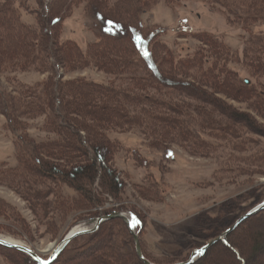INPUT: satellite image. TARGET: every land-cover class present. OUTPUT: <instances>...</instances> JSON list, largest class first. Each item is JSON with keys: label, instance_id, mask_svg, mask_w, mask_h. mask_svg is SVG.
Masks as SVG:
<instances>
[{"label": "rangeland", "instance_id": "374dc122", "mask_svg": "<svg viewBox=\"0 0 264 264\" xmlns=\"http://www.w3.org/2000/svg\"><path fill=\"white\" fill-rule=\"evenodd\" d=\"M4 1L0 0V7L4 5ZM119 1H100L103 5L102 11L110 16L107 12L110 4L117 5ZM207 1L176 0L169 4L166 0H157L148 5L149 10L139 20L144 28L162 29L163 33L160 32L158 35V42L167 46L172 58L178 62L195 57L200 61V56H211L210 47L197 38L199 34H205L224 43L230 49L229 58L222 59L226 71L230 72L228 78L236 79L239 83L251 81L254 88L264 93V74L255 76L252 64L248 60L251 47L259 49L263 54L264 45L254 46L249 43V39L256 41L264 38V21L258 22L247 31L243 28L244 23L242 25L241 21L239 24L237 21L231 22L228 20L230 16L228 11L218 5L210 7ZM76 4L67 10L57 12L60 18H64L62 24L58 26L51 25L46 16L37 19V14L41 13L37 0H30L26 9L20 6L21 9L18 10L21 23L27 27L38 29L42 35L46 31L52 35L56 32L59 44L74 42L84 53L80 55L77 52L78 60L81 59L84 64L82 66L73 64L71 68L66 66L60 69L51 54L40 49V54L49 56L45 64L50 72L42 68L44 62L31 65L23 63L21 59L12 60L9 66L4 65L0 69V237L20 241L42 259L48 260L52 251L72 229L90 228L91 223L100 217L122 214L132 219L144 256L155 264L182 263L187 257V260L190 258L193 251L221 238L240 218L264 201V158H260L264 156V110L258 107L256 98L250 94L234 91L233 95L230 94L232 98L228 99L225 95L228 91L226 88L219 90V94L208 81L198 84V78L194 80L186 75H167L165 77L169 80L167 85L163 87L155 85L151 90L152 95L175 104L181 113H171L163 108H157V112L161 116L179 119L181 123L184 120L188 121L194 134L190 133L191 137L189 140L187 137L186 140L179 131L180 122L162 126L166 127L164 129L170 136L167 143L161 144H155L148 136L145 137L143 128L112 131L110 137L119 145L114 163L122 181V198L111 197L98 180L94 185V193L104 199V202L94 210L99 212V215L89 220L88 215H85L87 211L69 212L65 215L66 219L62 220L53 209L54 204L57 199L72 203L73 199L78 197L73 189L58 180L38 175L33 167L39 169L40 166L33 156L26 159L32 172L27 178L13 179L11 176L13 171L21 169L20 158L25 157L22 143L28 145L30 141L47 145L56 141L58 136L46 131V123L50 117H55L60 124L64 123L56 104L58 96L53 95L56 103L49 105L51 94L50 96L45 94L44 85L50 84L52 92L56 93L57 88L64 83L93 80L114 85L119 79L97 67L98 64L91 58L98 48L90 45L100 42L99 34L96 32L100 20L89 11L92 2L79 0ZM53 5V0H46L45 7L48 6L56 12ZM17 6L19 7V3ZM237 6L238 11L244 10L240 3ZM3 27L7 29L5 25ZM51 38L47 41L50 47L53 45ZM118 42L125 43L126 52L116 48L112 54L126 58L131 56L127 38L108 40V44H113L114 47H117ZM152 43L154 45V40ZM157 51L159 57L165 53L163 48H158ZM205 62L207 64V59ZM194 67L195 63L192 68ZM163 68L166 69V65ZM189 86L214 94L215 99H206L204 103L215 113L214 123L219 121L231 126L239 133L238 136L221 138L216 131L218 128L208 126L207 129L199 125L201 119L205 123L207 120L196 108L200 103L199 96L190 94L192 92ZM31 90L32 92L35 90L38 97L39 95L43 97L49 109L43 116L19 120V123H23L25 131L18 140L16 135L20 133L16 128H12L15 124L10 111L13 104L11 98L21 99L23 98L21 93ZM217 100L220 102H216ZM27 101L34 102L32 98ZM145 122V125L152 128L150 134L155 130L159 133L160 129H155L149 121ZM250 122L253 128L248 126ZM157 128L160 127L157 125ZM227 133L230 134V130ZM66 135V132L61 133V136ZM81 135L85 136V133L82 132ZM197 138L201 143H198ZM57 147H60V144H56ZM56 150L59 151V148ZM253 158H256V163ZM44 159L51 163L56 162ZM81 164L83 165L82 162ZM260 200L262 202L259 203ZM46 201L53 208L50 207V213L46 211L45 214ZM133 212L140 214L143 221H138ZM58 215L63 217L62 214ZM115 220L124 222L118 218L111 219L103 225L100 233L95 235L94 239L96 241L98 239L99 242H94L95 248L91 251L92 261L103 257L109 264L115 261L119 263V258L125 257V253L124 249H114L117 247L115 242L125 241L128 249L130 247L135 249L131 232L128 233L126 230L125 233L120 230L121 226L113 222ZM251 225L243 230L241 236L249 239L259 232L252 229ZM207 230L211 234L207 233ZM83 241L85 240L76 241L72 248H77L84 243ZM220 242H216L207 250L208 254L203 264H235L236 259L232 252L220 246ZM94 262L92 264H95ZM0 264L31 263L26 262L24 257L14 251L0 249Z\"/></svg>", "mask_w": 264, "mask_h": 264}, {"label": "trees", "instance_id": "16d2710c", "mask_svg": "<svg viewBox=\"0 0 264 264\" xmlns=\"http://www.w3.org/2000/svg\"><path fill=\"white\" fill-rule=\"evenodd\" d=\"M77 1L79 0H53L54 5L52 7L57 10L55 12L52 11V8L45 7L46 0H37L38 9L41 11V13L37 14V19L46 16L51 25H61L64 18H60L57 12L67 10L71 5H77ZM83 1L92 2V8L89 10L90 14L95 15L100 20L96 31L99 34L100 42L90 45L98 48V51L91 58L98 64L97 67L106 71L108 75L117 76L119 79L114 82L116 83L114 85H107L93 80L64 83L57 88L56 93L52 92L50 84L44 85L45 94L49 96L51 94L49 105H55L56 102L53 95L58 96L56 104H58L60 109V115L64 118V123L60 124L55 117H50L46 123V131L58 136L56 141L54 140L47 145L30 141L28 145L22 143L25 157L20 158L21 169L13 171L12 176L10 175L13 179L19 178L22 180L27 178L32 172L26 159L33 156L40 166L39 169L33 167L38 175L58 180V182L73 189L78 197L73 199L72 203L57 199L53 208L48 201L45 202L44 213L46 211L50 213L49 208L52 207L56 210V213L63 215L61 217L57 214L62 220L66 219L65 215L69 212L80 213L87 211L85 215H88L87 219L89 220H93L99 215V212H94V210L104 202V199L101 196L97 197L94 193V185L98 180L101 181L102 186L109 192L111 197L114 199L122 198V181L114 163L116 153L119 151V145L111 139L110 133L112 131H129L135 128H143L145 137L148 136L155 144H161L167 143L170 136L169 132L164 129L166 127L162 126L180 122L179 131L183 133L186 140L187 137L188 140L191 137L190 133L194 134L193 128L191 130L188 121L184 120L181 123L179 119L161 116L157 112V108H163L171 113H181L175 104L173 105L167 100H162L152 95L151 90L155 85L158 86L159 84L161 87L167 85L169 81L165 78L167 75H186L194 80L198 78V84L208 81L219 94V90L226 88L228 91H226L225 95L228 99L232 98L230 94L233 95L234 91L245 95L250 94L256 98L258 107L264 110V93H260L254 88L251 81L245 80L239 83L236 79L228 78L230 72L226 71L222 59L229 58L230 49L224 43L218 42L205 34H199L197 38L210 47V52L212 53L210 57L200 56V61H197L195 57L179 62L172 58L173 56L169 52L168 47L158 42V35L160 32L163 33L162 29L144 28L141 20H139L149 10L148 5L157 0H120L119 4H110V9H106L110 16H107L102 11L103 5L100 4V1L103 0ZM174 1L176 0H166L169 4H173ZM4 2V5L0 7V69L4 65L9 66L13 62L12 60L21 59L23 63L31 65L44 62V64L42 63V68L44 71L50 72V69L45 64V60L49 59V56L46 57V55L40 54V49L42 52H49L52 59L55 60L56 66L60 69L66 66L71 68L73 64H79L80 66L84 64L81 59L80 61L78 60L77 52L80 55L84 53L74 42L59 44L56 32L52 35L51 32L46 31L42 35L38 29L29 28L26 24L21 23L18 10L21 7L26 9L30 0H5ZM17 3H19V7H16ZM207 3L210 7L218 5L228 11V15H230L228 20L231 22L237 21V24L241 21L242 25L244 23L243 28L247 31H250L258 22L264 21V0H208ZM237 3H240V6L244 9L242 12L237 10ZM230 18L233 19L231 20ZM3 24L7 27L6 30ZM50 37H52L51 41H53L51 47L47 43ZM121 38L125 40L127 38L130 43V47H128L131 49V52L129 51L131 56L127 58L112 54L116 48L119 51H125V43L118 42L117 47H114L113 44H108L110 39L120 40ZM153 40L154 45L152 43ZM249 43L254 46H263L264 38L261 40L256 39V41H250L249 39ZM158 48L164 49L165 53L163 56H158ZM263 51L264 46L262 49L263 54L257 48L251 47L250 49L248 60L252 64L255 76L264 74ZM87 55L88 52L85 53V58H87ZM205 59H207V64ZM214 59L216 60L215 62ZM194 63L195 67L192 68ZM164 65H166V69L163 68ZM218 65H222V67ZM215 66H217L216 69ZM220 73L222 76H225V74L226 76L222 77ZM229 80H231V83H229ZM189 90L192 92L190 94L194 93L199 96L200 103H198L196 108L207 120L205 123L201 119L202 121H199V125L205 126L207 129L208 126L214 129L218 128L216 131L221 138L238 136L239 133L231 126L219 121L214 123L216 121L215 113L204 104L206 99H213L214 94L204 92L201 88L195 86H189ZM34 91L21 93L24 99L11 98L13 104L10 107V111L15 124L12 128H16V131L20 133L16 135L18 140L25 131L23 123H19V120L43 116L49 109L43 97L40 95L38 97V93ZM187 94L189 95V93ZM30 98L34 102H28L27 99ZM216 102L220 101L217 100ZM221 108H223V104ZM145 121H149L155 129H160L159 133L155 130L151 133L153 135H151L150 131H152V128L145 125ZM157 125L160 128H157ZM248 126L253 128L251 122ZM228 130H230V134L227 133ZM63 132H66L68 136H61ZM82 132L85 133V136L81 135ZM181 138L183 139V137ZM197 141L201 143L198 138ZM56 144H60V147L56 148ZM24 147L27 148L24 149ZM58 148L59 151L56 150ZM44 158L55 160L56 162L51 163ZM260 158H264V156ZM82 160H86L87 163ZM253 160L255 163L257 162L256 158H253ZM133 214L138 221H143L140 214L134 212ZM217 218L212 219L215 220ZM109 221L104 222L96 233L74 239L61 252L53 264H92L94 261L91 259V251L95 248L94 242H99L98 239L97 241L94 239L95 235L100 233L103 225ZM113 222H117L121 226L120 230L125 233L127 230L130 233L128 226L121 220ZM245 224L233 231L224 242L221 241L219 244L232 252L236 259L235 264H249L251 262L264 264V211L253 216ZM250 224H252V229L259 232H256L254 237L249 238V240L248 237L241 235H243V230ZM207 233L211 234L209 231ZM80 239L85 240L83 241L84 243L77 248H72L73 244ZM115 243L117 247H114V249H124L125 257L119 258V263L113 260L115 261L113 264H144L138 258L133 247L128 249L125 241ZM0 249L14 251L24 257L26 262L38 264L32 258L17 250L2 246H0ZM207 254L208 251L202 254L193 264H203ZM89 256H91L90 260L87 261ZM145 257L147 258V256ZM187 258L184 261H187ZM147 259L152 261L150 258ZM94 263L109 264L108 261H104L103 257L95 260ZM152 263L154 262L152 261Z\"/></svg>", "mask_w": 264, "mask_h": 264}, {"label": "water", "instance_id": "95a60500", "mask_svg": "<svg viewBox=\"0 0 264 264\" xmlns=\"http://www.w3.org/2000/svg\"><path fill=\"white\" fill-rule=\"evenodd\" d=\"M247 84H249V82H247ZM264 211V201L258 205L256 208H254L253 210H251L248 214H246L244 217L240 218L226 233H224V235L217 239L215 242L199 249V250H195L193 251V253L191 254L190 258L186 261V262H182V263H177V264H193L195 263L199 257L205 253L211 246H213L216 242H219L221 240H224L226 238L227 235H229L230 233H232L233 231H235L244 221H246L247 219L259 214L260 212ZM122 219L126 225L128 226L133 238H134V242H135V249H136V253L138 258L144 263V264H153L150 261H148L145 256L143 255L142 252V247L140 244V240H139V236L136 234V232L134 231L133 225L131 220L129 219V217H126L122 214H117V215H110L108 217H100L98 219H96L95 221H93L91 223L90 228H84L83 230L80 231H76L73 232V229L70 231V233L62 240V242L57 246V248L55 250H53L52 254L50 255L48 260H44L42 259L40 256H38V254H36L35 252H33L30 248H28L25 245H14L11 244L9 242H7L6 240H4L3 238H0V246L2 247H6L9 249H14L17 250L25 255H27L28 257L32 258L35 262H37L38 264H52L54 263V261L58 258V256L61 254V252L76 238L80 237V236H84V235H92L94 233H96L100 226L111 219Z\"/></svg>", "mask_w": 264, "mask_h": 264}, {"label": "bare ground", "instance_id": "6f19581e", "mask_svg": "<svg viewBox=\"0 0 264 264\" xmlns=\"http://www.w3.org/2000/svg\"><path fill=\"white\" fill-rule=\"evenodd\" d=\"M80 230H83V229H79V228H77V229H74L73 230V232H76V231H80ZM0 238H3L4 240H6L7 242H9V243H11V244H16V245H20V246H22V245H24V244H22V242H20V241H17V240H14V239H8V238H4V237H0ZM56 248V247H55ZM53 250V249H52ZM51 250V251H52ZM53 252V251H52ZM45 253H47V252H45Z\"/></svg>", "mask_w": 264, "mask_h": 264}]
</instances>
